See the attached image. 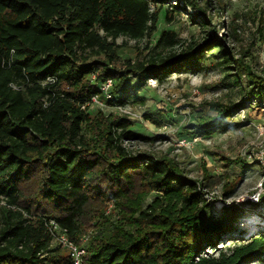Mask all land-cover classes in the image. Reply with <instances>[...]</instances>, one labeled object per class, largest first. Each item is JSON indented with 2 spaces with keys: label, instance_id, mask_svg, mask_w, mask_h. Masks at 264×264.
<instances>
[{
  "label": "trees",
  "instance_id": "16d2710c",
  "mask_svg": "<svg viewBox=\"0 0 264 264\" xmlns=\"http://www.w3.org/2000/svg\"><path fill=\"white\" fill-rule=\"evenodd\" d=\"M168 1L0 0V264H73L69 255L52 248L51 221L77 245L85 219L103 214L109 202L122 209L121 219L130 227L112 224L106 233L96 232L84 245L81 264H247L264 259V231L232 237L239 233L243 208L223 202L217 214L207 217L209 177L193 180L172 158L126 150L124 141L149 139L136 132L127 115L98 111L90 118L95 113L91 98H105L99 88L105 80L112 81L109 105L142 104L140 92L149 79L197 73L206 55L217 53L219 64L235 62L236 75L250 77L248 95L264 103V77L234 59L227 33L216 37L214 20L203 17L208 0H179L170 9H196L190 19L203 30L201 38L179 43L174 31L162 30L154 47L124 58L123 68L115 65L116 40L150 38ZM171 11H164L168 22ZM220 26L223 30V21ZM101 54L104 59L88 61ZM240 106L232 103L214 116L199 114L196 130L206 131ZM225 160V166L232 162ZM137 186L144 192L133 198ZM150 193L152 200L143 209L141 202ZM226 239L232 242L223 245ZM218 241L222 246L213 254L203 251Z\"/></svg>",
  "mask_w": 264,
  "mask_h": 264
},
{
  "label": "rangeland",
  "instance_id": "374dc122",
  "mask_svg": "<svg viewBox=\"0 0 264 264\" xmlns=\"http://www.w3.org/2000/svg\"><path fill=\"white\" fill-rule=\"evenodd\" d=\"M176 1L179 0H169L162 4L157 30L150 38L138 42L124 37L116 40L120 45L119 60L115 63L118 68H123L124 58H134L139 52H145L147 46L154 47L162 30L174 31L180 40L179 43L184 44L193 37L203 36V30L198 23L195 24L190 19L196 9L185 7L179 12L171 11V6ZM208 2L203 17L214 20L216 37L220 38L219 34L227 33L225 42L231 56L249 64L254 74L264 77V0ZM178 5L182 8L180 2ZM201 6H204V1ZM153 8L155 5L151 4V9ZM166 9L167 12L171 11L170 22L164 17ZM195 21L199 22L198 17ZM221 21L224 22L223 30ZM209 30L211 32L212 28ZM230 33L234 35L228 37ZM96 58L104 59V56L90 55L88 61ZM219 61L221 57L218 53L214 57L207 54L203 68L197 73H171L161 82L149 79L140 92L144 103H128L122 107L126 112L109 105L106 97L101 98L99 102L89 104L90 110L95 112L91 113L90 118H94L98 111L105 116L127 115L132 120L136 132L149 139L124 141L123 147L126 150L134 155L148 154L172 158L178 162L184 174L193 180L209 177L205 191L211 203V210L207 217L217 214L223 202L238 205L243 208L244 213L237 221L239 233L232 237L246 238L248 235L264 231V199L261 198L264 193V185L261 183L264 179V167H261L264 164V103L258 102L255 96L248 95V88L252 86L250 77L246 73L237 76L235 62L226 67L224 63L219 64ZM128 81L132 82L133 79ZM62 89L68 90V87L64 86ZM111 90L113 91V88ZM41 102L44 100L41 99ZM214 103L222 106L214 107ZM232 103L241 104L242 108L213 123L206 131L196 130L199 114L214 116L219 109L222 110ZM145 114L158 123L145 119ZM159 114H162V119H159ZM225 158L232 160L227 166L224 165ZM28 185L26 184L27 191H31L27 194H30L32 188ZM143 192L144 188L137 186L133 191V198ZM152 195L147 194L142 200L143 209L147 207L150 199L152 200ZM103 209V214L92 220L85 219L83 234L77 245L84 246L98 231L106 233L112 224L130 227L121 219L122 209L117 204L109 202ZM124 211L130 215V211ZM252 214L259 215L260 220L255 224L244 221L246 216ZM36 215L39 216H28L33 219ZM231 242L232 240L226 239L223 245ZM221 243L218 241L214 247H207L203 251L213 254L215 248L222 246ZM52 248L61 255H69V250L57 242L52 243ZM247 264H264V259Z\"/></svg>",
  "mask_w": 264,
  "mask_h": 264
},
{
  "label": "built area",
  "instance_id": "2783aa9c",
  "mask_svg": "<svg viewBox=\"0 0 264 264\" xmlns=\"http://www.w3.org/2000/svg\"><path fill=\"white\" fill-rule=\"evenodd\" d=\"M94 77H95V75L93 74L92 78H94ZM111 86H112V81L110 79L105 80L104 82H102L99 85L100 90L102 91V93L105 95L106 98L110 97ZM98 100L99 99L96 96H93L91 98V101L93 103L99 102ZM119 109H121V111H123V112H126L123 108H119ZM261 167H264V164H262ZM51 225H52V230H54L53 242H57L59 245H62L69 250V256H70L73 264H81L82 257L85 253L84 246L74 244L66 235V230L64 228L59 227L53 221H51Z\"/></svg>",
  "mask_w": 264,
  "mask_h": 264
},
{
  "label": "bare ground",
  "instance_id": "6f19581e",
  "mask_svg": "<svg viewBox=\"0 0 264 264\" xmlns=\"http://www.w3.org/2000/svg\"><path fill=\"white\" fill-rule=\"evenodd\" d=\"M218 205H219V202H218ZM259 220H260L259 215H253V214L252 215H249V216H246L244 218V221L249 222V223H252V224L253 223L255 224V222H257Z\"/></svg>",
  "mask_w": 264,
  "mask_h": 264
}]
</instances>
